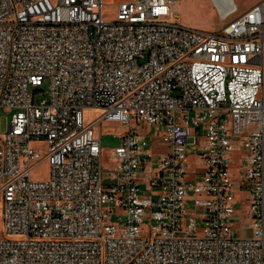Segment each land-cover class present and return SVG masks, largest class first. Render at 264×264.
Returning a JSON list of instances; mask_svg holds the SVG:
<instances>
[{"label": "built area", "instance_id": "2783aa9c", "mask_svg": "<svg viewBox=\"0 0 264 264\" xmlns=\"http://www.w3.org/2000/svg\"><path fill=\"white\" fill-rule=\"evenodd\" d=\"M176 3L129 0L108 23L104 0H0V264H264V0L217 33L177 23ZM103 125L120 141L109 171Z\"/></svg>", "mask_w": 264, "mask_h": 264}, {"label": "rangeland", "instance_id": "374dc122", "mask_svg": "<svg viewBox=\"0 0 264 264\" xmlns=\"http://www.w3.org/2000/svg\"><path fill=\"white\" fill-rule=\"evenodd\" d=\"M129 0H104V10L103 16L104 20L108 23H112L117 20L119 5L127 2ZM262 0H235L237 11L228 17L227 20H222L218 10L214 6L211 0H178L175 7L173 8V15L175 20L180 25L190 28L196 29L208 33H217L219 32L226 24L234 20L240 15L251 10ZM35 101L38 105H41L43 102L49 100L50 96V87L48 83L42 84L39 88L35 90ZM100 113L95 111L86 112V120L91 121L98 117ZM12 115L10 113H6L5 111H0V135L3 136L8 129L9 121L11 120ZM142 136L146 137V140L143 139V146L152 150L153 145L150 142V139L154 141V143L158 144V140L155 139L158 133L152 127L147 125H142ZM103 136H102V147H103V167L105 171H109L115 166V162L113 158L115 156V150L120 146V141L118 138L114 137L113 134L110 133L111 129L118 132V128L116 126L103 125ZM191 143H194L192 141ZM237 146L244 147V143L240 140H236ZM160 145H158L159 147ZM41 150L46 149V145H40ZM204 144L200 149V152L197 154H193L188 160V167L192 174L200 171V169L205 165L204 161H201L200 155L204 154ZM245 155V151L242 152H234L232 154V169L231 173L233 174V179L236 185L239 188L236 190V209L238 214L235 216V223L237 225H242L247 222V215L249 211V207L245 202L246 197L248 196L249 188L241 187L243 184L242 178V169L240 168V164L243 156ZM51 168L48 163H43L40 166H37L33 171V179L35 181H44L47 180L50 176ZM160 190L156 189L153 194H151L152 199L155 202H158L160 199ZM187 215L188 218H194L198 222L199 229H203L205 227L204 219L206 217V212L204 209L196 208L194 202L191 199L187 202ZM237 237H240V232L236 231ZM5 236V223L3 220V211L2 206H0V238Z\"/></svg>", "mask_w": 264, "mask_h": 264}, {"label": "water", "instance_id": "95a60500", "mask_svg": "<svg viewBox=\"0 0 264 264\" xmlns=\"http://www.w3.org/2000/svg\"><path fill=\"white\" fill-rule=\"evenodd\" d=\"M218 10L222 20H227L228 17L237 11L235 0H211Z\"/></svg>", "mask_w": 264, "mask_h": 264}, {"label": "crops", "instance_id": "0c3cea01", "mask_svg": "<svg viewBox=\"0 0 264 264\" xmlns=\"http://www.w3.org/2000/svg\"><path fill=\"white\" fill-rule=\"evenodd\" d=\"M158 151H161L159 148H157Z\"/></svg>", "mask_w": 264, "mask_h": 264}, {"label": "bare ground", "instance_id": "6f19581e", "mask_svg": "<svg viewBox=\"0 0 264 264\" xmlns=\"http://www.w3.org/2000/svg\"><path fill=\"white\" fill-rule=\"evenodd\" d=\"M176 1H178V0H176Z\"/></svg>", "mask_w": 264, "mask_h": 264}]
</instances>
